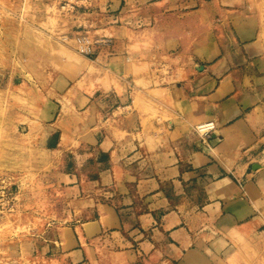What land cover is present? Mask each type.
<instances>
[{"label":"crops","instance_id":"0c3cea01","mask_svg":"<svg viewBox=\"0 0 264 264\" xmlns=\"http://www.w3.org/2000/svg\"><path fill=\"white\" fill-rule=\"evenodd\" d=\"M91 3L106 42L33 94L21 129L76 209L56 251L69 264L230 263L264 227V0Z\"/></svg>","mask_w":264,"mask_h":264},{"label":"rangeland","instance_id":"374dc122","mask_svg":"<svg viewBox=\"0 0 264 264\" xmlns=\"http://www.w3.org/2000/svg\"><path fill=\"white\" fill-rule=\"evenodd\" d=\"M91 2L0 0V264H69L52 240L76 209L55 183L53 156L21 129L35 110L33 94L54 91L106 42L108 32L94 30ZM239 243L228 264H264V227Z\"/></svg>","mask_w":264,"mask_h":264},{"label":"built area","instance_id":"2783aa9c","mask_svg":"<svg viewBox=\"0 0 264 264\" xmlns=\"http://www.w3.org/2000/svg\"><path fill=\"white\" fill-rule=\"evenodd\" d=\"M215 130L212 122H206L195 126V131L202 138H207Z\"/></svg>","mask_w":264,"mask_h":264},{"label":"water","instance_id":"95a60500","mask_svg":"<svg viewBox=\"0 0 264 264\" xmlns=\"http://www.w3.org/2000/svg\"><path fill=\"white\" fill-rule=\"evenodd\" d=\"M258 168H259L258 165H253V166H252V170H257Z\"/></svg>","mask_w":264,"mask_h":264}]
</instances>
